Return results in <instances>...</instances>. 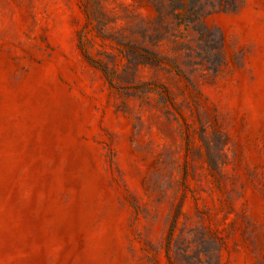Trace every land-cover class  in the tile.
<instances>
[{
  "label": "rangeland",
  "instance_id": "374dc122",
  "mask_svg": "<svg viewBox=\"0 0 264 264\" xmlns=\"http://www.w3.org/2000/svg\"><path fill=\"white\" fill-rule=\"evenodd\" d=\"M0 264H264V0H0Z\"/></svg>",
  "mask_w": 264,
  "mask_h": 264
}]
</instances>
